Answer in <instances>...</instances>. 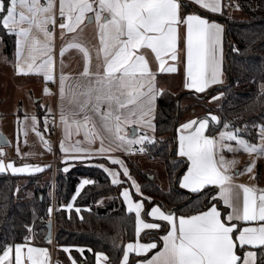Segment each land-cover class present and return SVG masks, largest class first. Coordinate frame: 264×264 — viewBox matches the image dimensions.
<instances>
[{
	"label": "snow or ice",
	"instance_id": "1",
	"mask_svg": "<svg viewBox=\"0 0 264 264\" xmlns=\"http://www.w3.org/2000/svg\"><path fill=\"white\" fill-rule=\"evenodd\" d=\"M200 8L212 13H220V0H192ZM27 6L31 16H25L23 13L17 15V4ZM96 0H60L59 11L63 17L60 24L61 29H66L69 33L75 32L86 19L91 23L88 13H94L95 22L100 31L101 48L97 53L103 55V72L99 71L100 65H97V71H90V53L87 48L76 41H70L60 50L61 57L69 49H77L83 53L84 67L80 74L86 78L82 83L77 82L75 86L69 84L67 92L65 91V82L69 77L63 73L60 75V94L63 100L67 95L69 103L74 104L79 110L65 113L63 106L61 108L60 119L65 125H68V116L83 115V126L87 128L88 121L91 119L88 111L94 112L100 118V126L108 134L109 143L115 144L116 149L124 148L126 152H131V146L134 144L155 143L147 135L139 138H127L121 135L123 124H143L148 128L154 129L150 117L155 108L157 97L163 95V90L155 85V76L152 73L147 60L143 55H139L141 48H148L155 54L160 62V72H176V67L164 66L162 56H170L173 61L178 59V39L179 28H186L185 47H186V81L185 87L194 89L196 92H204L210 85L220 84L221 63H222V34L223 26L215 21L202 17L200 14L192 13L181 16L180 11L184 5L182 0H98L97 6L93 4ZM53 9L52 0L47 4L39 5L38 0H0V21L2 26L9 32L17 36V63L16 70L18 74H43L44 80L55 82L53 75V58L50 55L52 49L47 39L51 36L45 25L55 20L51 15L43 16L45 13H51ZM107 13V16L103 14ZM43 18H40L42 17ZM27 23L28 29H16V25ZM35 26L43 32L46 42L40 43L37 39L31 37V27ZM27 49L28 58H24V51ZM239 51L238 49H234ZM46 57L36 63L34 53ZM24 61L22 66L21 61ZM26 69V70H25ZM77 89H80L77 91ZM45 94H49L45 89ZM222 95V93H221ZM213 96L211 99H218ZM102 105L106 107L102 110ZM27 118V117H26ZM45 119V128L47 129V117ZM32 127L36 130L37 117L32 116ZM211 121L220 123L219 118L211 116ZM72 123L79 125L80 121L73 120ZM209 125V119L191 120L180 126L183 134L179 135V151L181 157H187L190 162L186 173L183 175L180 186L192 192H200L208 186H213L218 191L214 192L210 199L213 201H222L223 205L231 209L228 213L222 211L211 204L206 210L190 216H180L177 218L174 213L168 210H161V206H154L147 215L154 220L166 221L171 225V230L162 236V248L155 252L150 258L138 262V264H257V255L255 251H244L243 255L237 254V242L241 249L245 245L250 248L264 249V190H257L238 185L233 186L231 176L227 175L228 162L220 156L217 161L218 150L227 147L233 151L230 145H222L225 139L235 141L239 148L248 153H257L264 155V145H251L246 140L234 135L232 132L219 133L218 138L205 135V130ZM229 124L225 123L224 128ZM237 132L239 129L236 130ZM39 137L41 133L36 131ZM86 131L85 138L92 142V139L99 138L101 147L98 153L104 154L114 149L104 147V137H98L95 134V125L91 134ZM260 137L264 140V126L260 128ZM47 145L48 141L42 140ZM8 141L0 137V145H7ZM79 144V142H77ZM126 146V147H125ZM51 151V148H47ZM60 150L63 153L74 152L80 155L74 159H90L92 153L78 146L66 148L61 142ZM239 150V149H237ZM143 152L144 148L141 147ZM19 154V149L17 148ZM2 147H0V156H3ZM109 163L119 165L123 170V175L131 179L129 170L122 160L109 157ZM103 167V166H102ZM10 170L15 174H31L43 171L41 166L25 164L17 167L13 162L4 164L0 161V173ZM111 177L114 185L122 184L119 174L108 167L103 168ZM68 171L67 168L64 169ZM251 171V167L247 168ZM92 183L84 180L83 185ZM131 187L135 193L142 195L140 186L132 180ZM242 191V206L240 205V191ZM79 194V190L77 192ZM128 212L135 213L136 235L135 243H128L123 249V258L121 264H128L129 253L135 252L138 256L147 254L149 251L157 248L156 242L141 243L140 233L143 229H159V223L145 222L141 219V210L144 205L140 201H133L129 190L125 188L121 193ZM69 209L71 205L67 206ZM80 210L77 209V212ZM49 215L52 209L48 210ZM233 221L259 222L258 226L238 227ZM51 229V221L48 224ZM50 242V237H49ZM25 245H15V264H22V249ZM13 249L6 247L3 254L0 255V264H12L10 258ZM42 248H27V259L31 264H39V261L33 259V253H44ZM68 251V249H65ZM83 253V249H78ZM90 251V249H89ZM97 264L101 260L107 261V257L102 253H96ZM73 264H76L73 261Z\"/></svg>",
	"mask_w": 264,
	"mask_h": 264
},
{
	"label": "trees",
	"instance_id": "2",
	"mask_svg": "<svg viewBox=\"0 0 264 264\" xmlns=\"http://www.w3.org/2000/svg\"><path fill=\"white\" fill-rule=\"evenodd\" d=\"M183 4L187 5L184 10L191 9L187 3ZM239 7L243 18L223 17L227 23L225 69L229 84L214 88L209 95L186 93L177 96L163 91L157 99L156 140L146 144L144 152L165 163L169 179L172 183L174 181L176 188L165 192L146 173L134 171L143 180L142 192L152 199H142L146 206L161 202L181 216L198 213L211 204H218L224 209L219 202L210 199L216 192L214 188L208 187L196 193L177 188L178 179L187 167L186 161L179 159L175 150L177 131L174 125L179 97V119L186 113L196 114L199 119L215 115L220 123H210V134L227 123L229 129H239L238 132L250 142L259 138L256 129L264 126V90L260 88L264 83V0H239ZM0 39L6 56L13 59L16 35L9 34L1 21ZM213 96L219 98L213 100ZM183 100H187L186 106L182 105ZM62 167L59 163L54 191L51 165L40 174L27 177V184L34 186L31 197L26 196L27 186L19 185L24 177L0 173V255L6 247L26 241L48 244L44 240L46 225L53 213L49 215L48 210L51 208L53 211L54 208L52 223L56 247L82 248V255L72 250L75 259L82 264H95L98 252L106 254L109 264H120L125 244L136 239V218L128 212L120 196L122 185L112 184L107 173L95 165L78 163L67 172ZM46 174L50 175L49 181L41 184L38 179ZM83 179L92 183L84 187L75 199L74 209L68 213L65 208ZM20 190L25 195L23 200H17ZM258 253V264H264V251L258 249ZM60 255L64 256V252L60 251ZM134 260L135 257L129 264H133Z\"/></svg>",
	"mask_w": 264,
	"mask_h": 264
},
{
	"label": "crops",
	"instance_id": "3",
	"mask_svg": "<svg viewBox=\"0 0 264 264\" xmlns=\"http://www.w3.org/2000/svg\"><path fill=\"white\" fill-rule=\"evenodd\" d=\"M41 2L43 5H45L46 0H41ZM182 2L183 3L185 2L188 5H190L191 9H188L186 11V10H184V7H182L181 11H180L181 16H184L186 14L196 13V14H200L202 17L209 19L210 21H215V22H217L223 26V29H224L223 34H222L223 56H222V63H221V73H222L221 80H222V83L210 85L204 92H196L194 89H189V88L185 87V81H186L185 34H186V28L184 26H180V28H179L178 51H177L178 59L176 61H173L170 58V56H162L165 68L174 66L177 69L176 72H171V73L170 72H160V70H159L160 62L156 59V56L151 51V49H148L146 47L141 48L138 51V54L143 55L145 57V59L147 60L148 65H149L152 73L155 76V85L158 89H162L163 91H170L173 94H176L179 96L186 94V93H194L197 95H201V94L209 95L210 92L214 88L223 86V85L228 83L229 78H228V75H227L226 69H225V59H226V53H227L226 44H225V41H226V22H225L223 17L236 18L237 16H239L238 14H236L237 11L239 13L241 12L240 7H239V0H220V7H221L220 13H212L210 11L202 9L198 5L193 3L192 0H182ZM52 4L54 5V13H55L54 20H55L57 13H59V15H60V11H59L60 0H52ZM97 4H98V0H96V3L93 4V7L95 8L97 6ZM26 11H29V10H26ZM22 13L25 16H27L25 13V10ZM241 14H242V12H241ZM103 15L107 16V13H104ZM30 16H31V14H30ZM87 16L91 19L92 22L89 23L88 20L86 19V21L83 24H81L76 29L75 32L69 33L66 29H61L60 25L56 26V23L52 25V27H54L55 32H56V35H55L56 44H57V41L59 44L58 45V49H59L58 55H59L60 60H62V63H61V66H58V68L56 69L57 73L54 76L55 82H53V81H47L46 82V86H47L48 82L52 83V85H55L56 86V92L53 93V91H51L48 87H46V89L48 90V93H49V94H47L48 97H45V98L42 97V98H39L37 101H35L36 103H38L37 108L35 110V115L38 116L41 120H43V118L47 114L51 115L52 111L55 114V116L57 118V150H58V155L61 159V161L59 163L63 165V167H62L63 170L65 168H67L69 170L76 163L77 164L82 163L85 165H95V166H98L102 169L104 167H108V168L112 169L113 171H115L119 174V179L121 181H123L122 184H117V185H122V188L120 190V196H121L122 200H123V197H122L121 193L125 188H127L133 197V201L134 202L140 201L144 205L143 209L141 210V219H143L145 222L159 223L161 225V227L159 229H143L141 231L140 237H139L140 242L141 243L156 242L157 248L149 251L147 254H143V255H139V256L135 252H130L128 264L131 262L133 257L136 258V260H134L133 264H138V262L144 261V260L150 258L153 254H155V252L159 251L162 248L163 240L161 239V237L166 235L167 232L169 230H171V227H172L171 225L167 224L166 221L154 220L151 216L147 215V213H149L154 206L159 205V206H161V210H168V211H171L172 213H174L175 217L177 218V221H176L177 227H178V223H179L178 218L181 215H177L173 211V208L169 209V208L164 207L161 202H154V203L146 206L144 201L142 200V195L136 194L135 189L131 187L132 180H134L140 186L141 192H142V182H141L142 178L139 177L138 174H135L134 171H142V168L144 167L145 162L147 163V162L153 160V158H151L144 151L143 152L140 151L141 147L144 148V146L146 144H149L147 141H145L143 144L132 145L131 146V149H132L131 152H126L124 150V148L116 149L115 144L110 145L109 139L107 138L108 134L106 132H104L103 129L101 128L99 116L90 110L87 113L89 115V117L91 118L88 121L87 128H85L83 126V115H84V113H80L79 115H76V116L69 115L68 116V125H65L61 122L60 115H61L62 106H63L65 113H69L72 111H76V112L79 111L74 104L69 103V98L67 95L65 96V98L63 100L61 99L60 82H59L61 73H63L65 76L69 77V79L66 80V82H65V91L66 92H67L69 84L75 86L78 81L82 83L86 79V78L81 77V75H80L82 73L83 67H84L83 53H81L79 50L73 48V49L67 50L64 53V56L61 57V55H60L61 48L66 46L70 41L73 40V37H75L76 41L78 43H80L81 45H83L85 48H87L89 50L90 57H91L90 71L96 72L98 70L97 65H100L99 71L101 73L103 72V55L100 54L99 58H97V53H98L99 49L101 48L100 31H99V28L95 22L94 13H88ZM52 27L49 26V32L51 31ZM23 28L28 29L29 25L26 24L23 26ZM16 29L19 30L18 28H16ZM35 29H36L35 26L31 27V37L33 36ZM43 38L45 39V36H43ZM17 39L18 38L16 36V41H17ZM16 51H17V44H16V50H15L14 58L11 59L12 64L15 63V61H17ZM59 58H58V64H59ZM13 74L18 76V74H15V73H13ZM19 76H22V75L19 74ZM79 90L80 89H77V91H79ZM261 90H264V89H261ZM157 99H158V97H157ZM157 99L155 101V108H154L153 113L151 114L150 117H147V119H150L151 123L154 125V129L148 128V127L144 126L142 123L139 125H137V124H123L122 123L121 135H124L127 138H139L140 136L147 135L148 137H150L151 139H153L155 141L156 140V136H155V115H156ZM101 107L103 110V108L106 106L102 105ZM201 119H204V118H201ZM207 119H209V125H208L207 129L205 130L204 134L208 135V136H212L214 138H217V133L222 128L216 130L213 134H210L209 133L210 123H215V122L211 121V116H210V118H207ZM73 120L80 121V124L77 125V124L72 123ZM191 120H200V119L197 117L196 114L190 113L189 118H188V116H186V117H183V119L182 118L179 119L178 126L176 129L177 135H176L175 150H176L178 158L184 159L186 161L187 167L190 163L187 160V157H181L178 154V151H179V135L183 134V130L180 128V126L184 123L191 121ZM93 125H95V134L98 137H104V147L105 148L111 147L114 149L113 151L106 152L104 154H100L97 152V150L101 147L100 139L99 138L92 139V142L90 143L89 140L85 138V133H86V131H88L90 133L89 138L91 139V134L93 131ZM133 128L136 130V133L132 136L131 129H133ZM61 142L64 143V146L66 148H72V147L78 146L80 148L88 150L89 152L92 153L91 158L90 159H74L73 157L80 155V154L74 153V152H68V153L61 152V150H60ZM77 142H79V144H77ZM219 150H221V149H219ZM219 150H218V154L216 156L217 161H219V157L221 156V154L219 153ZM109 157L122 160L124 162L125 166L129 170V174H130L131 179H129L123 175V170L121 169V167L119 165H112L111 163H109ZM3 163L7 164L9 162H3ZM251 163L252 164L250 167L252 168V171L248 172V178H246L244 180L235 178L232 175L230 170H227L226 174L231 176V182L230 183L233 186L244 185V186L252 187V188L257 190V193H259L260 190H264V155H257L255 158H253ZM14 164L17 167L22 166V165H18L16 163H14ZM48 166H50L49 161L47 162V165H41V167H43V171ZM187 167H186L185 171L183 172V174L178 179L179 188L185 192L196 193V192H192L188 189L182 188L180 186V181H181L183 175L186 173ZM58 169H59V164H58ZM43 171L34 172L31 174L25 173V174H15V175L24 177V179L19 184V185H21L25 182V180H27L26 179L27 177L40 174ZM2 173L13 174L10 170H7V169ZM238 173H240V172H238ZM152 177L155 180V176L153 175ZM109 178L111 180L110 176H109ZM84 180H87V179H83L79 183V185L77 186L76 194L69 204V205H71L70 210L74 209V202H75L76 197L81 193V191L84 189V187L88 185V184L83 185ZM52 184H53L52 189L54 191L55 183L52 182ZM26 186H27V194H26L27 197L33 196L34 186L28 185V184ZM208 187L214 188L213 186H208ZM208 187H206V188H208ZM78 190H79V194H77ZM168 191H170V190H168ZM216 191H218V190L216 189ZM237 191H240V197H241L240 198V205L242 206V191L239 189H237ZM143 198H145V197H143ZM123 202H124V200H123ZM219 203L224 207V209H221L218 206V204H216V206L222 211V213H228L231 211V209H229L223 205L222 201H219ZM124 204H125V202H124ZM125 206L127 208L126 204H125ZM66 208H68V207H66ZM53 210H54V208H53ZM132 213L135 215L134 212H132ZM198 213H195V214H198ZM195 214H192V215H195ZM233 222L236 223L238 225V227L258 226V223H259V222L245 223L242 221H233ZM162 227L165 228L164 231L161 230ZM137 239L138 238L136 235V239L134 241L127 242L125 244V246L128 243H135L137 241ZM19 244L25 245V247L22 249V264H31V262L28 261V259H27V255H28L27 248L28 247L42 248V249L46 250L44 253H40V254L33 253V259L39 261V264H54V261H56V260L59 261L60 264H67V262H69V264H73V261H75L76 264H82L75 259L74 255H73V251H72V250H75L79 254L82 255L83 253L78 251V249H82V248H70V247L58 248V247H56V245L53 248L49 244L40 245V244H34L31 241H26V242L19 243ZM15 245H17V244L9 246V247H12V249H13L11 256H10V258L12 260V264H15ZM65 249H68V251H65ZM258 249H261V248H250L247 245H245L243 247V249H241L238 245V242H237L236 251H237L238 255L242 256L244 251H249V250L255 251L258 253ZM262 250L264 251V249H262ZM60 251L64 252V256L60 255ZM98 253H102V252H98ZM102 254L104 256H106V254H104V253H102ZM258 257H259V253L257 255V264H258ZM122 258H123V256H122ZM121 261H122V259H121ZM95 264H97L96 255H95ZM100 264H109L108 259H107V261L101 260ZM120 264H121V262H120Z\"/></svg>",
	"mask_w": 264,
	"mask_h": 264
},
{
	"label": "rangeland",
	"instance_id": "4",
	"mask_svg": "<svg viewBox=\"0 0 264 264\" xmlns=\"http://www.w3.org/2000/svg\"><path fill=\"white\" fill-rule=\"evenodd\" d=\"M47 2L48 0H46L45 4H47ZM31 3L32 0H28V4ZM38 4L43 5L41 0H38ZM23 9L25 10L26 15L30 17L31 13L29 11H26L28 10V7L21 6L19 3L17 4L16 9L17 15L22 13L24 11ZM236 14H238L239 16L234 19L243 18L241 12L239 13L237 11ZM48 15H51L54 18V5L51 13L43 14V16ZM57 15H59V13H57ZM43 16L40 18H43ZM26 24L27 23L18 24L15 27L20 29L23 28V26ZM52 25V23H49L45 25V27L49 30V26L52 27ZM50 33L51 36L47 39V42L50 44V47L52 49L50 55L53 58V75L55 76V74L57 73L56 69L58 68V66H61L62 60H60L58 55L59 44L58 41L56 44V32L54 27L51 28ZM43 36V32L36 28L32 37L37 39L42 44L46 42V38L44 39ZM34 55L36 56V63H39L40 60L46 58L40 55L38 52L34 53ZM24 58H28L27 49H25L24 51ZM16 63L17 61L12 64L11 60H9V58L6 56L4 51V43L0 39V134L3 135L8 141L7 145L0 146L2 147L4 153L3 156H0V160L3 162H13L22 166L25 164L33 166L47 165V162L52 160L55 155L54 138L51 135V129L55 124V114L52 111L51 115L47 114L45 116L47 117V129L45 128V117L43 118V120H41L38 116L35 115V110L38 104L35 101L42 97H48V95L45 94V89L47 87L46 81L44 80L43 74L37 75L34 73H30L27 75L21 74L22 76H19L16 70ZM21 63L23 66L24 61L22 60ZM13 73L18 74V76L14 75ZM260 88L264 89V83L260 85ZM187 103V100H183L182 105L186 106ZM200 113L201 112H198V114ZM32 116L37 117V126L35 131L32 127ZM186 116H188L189 118L190 113L184 114L181 118L183 119V117ZM36 131H39L41 133V136L38 137L36 135ZM221 131L232 132L234 135H237L240 138L246 140L251 145H264V140H262L260 137V127L256 130V133L259 135V138L256 142H250L240 133L229 128H222L217 133V138L219 137V133ZM42 140L48 141V144L45 145ZM55 142L57 144V138ZM221 144L230 145L233 149V151H229L227 147H222L220 148L221 150H219V153L224 157L225 162H228V170H230L232 175L237 179L244 180L248 178L249 171H247V168L251 166L253 158H255L259 154L248 153L244 151L242 148H239L235 141H229L225 139L221 142ZM48 147L51 148V151L47 150ZM17 148L19 149V154L17 153ZM142 171L146 173L148 177L154 175L155 182L161 190L168 192V190L176 188L174 181L172 183L167 176L168 174L166 172L165 163L162 160L153 159L147 163L145 162ZM51 177L52 182L55 183L53 172ZM49 178L50 175L46 174L45 177L38 180H41V184H45L49 181ZM141 182L143 183V180H141ZM27 183L28 181L25 180V182L20 186L25 187ZM177 184V188H179V181ZM19 193L17 195V200H23V196H25L24 193H22L21 190L19 191ZM143 197H145L147 201L152 200L151 197L147 196V193H145L144 191L142 192V199ZM65 209L68 213L70 212L69 208ZM161 230L164 231L165 228L162 227Z\"/></svg>",
	"mask_w": 264,
	"mask_h": 264
},
{
	"label": "built area",
	"instance_id": "5",
	"mask_svg": "<svg viewBox=\"0 0 264 264\" xmlns=\"http://www.w3.org/2000/svg\"><path fill=\"white\" fill-rule=\"evenodd\" d=\"M63 22V17L59 16V15H56V19H55V23H56V26L57 25H60L61 23ZM47 87L53 91V93L56 92V86L55 85H52V83L48 82L47 83ZM51 135L52 137L54 138V148H55V155L54 157L52 158V160L49 161V164L52 166V172H53V175H54V180H55V174L57 173V170H58V164L59 162L61 161L59 155H58V150H57V144L55 142L56 138H57V118L55 116V124L54 126L52 127L51 129ZM52 215L50 216V221L51 222H54V210L52 211ZM51 247H55V241H54V233H53V237L52 239L50 240V242L48 241L47 242ZM54 264H60L59 261H54Z\"/></svg>",
	"mask_w": 264,
	"mask_h": 264
},
{
	"label": "water",
	"instance_id": "6",
	"mask_svg": "<svg viewBox=\"0 0 264 264\" xmlns=\"http://www.w3.org/2000/svg\"><path fill=\"white\" fill-rule=\"evenodd\" d=\"M226 27H227V23H226ZM229 84V82L227 83V84H225V85H228ZM224 86V85H223ZM214 90V89H213ZM212 90V91H213ZM211 91V92H212ZM210 92V93H211ZM179 110H180V97L178 98V100H177V110H176V121H175V125H174V129L176 130L177 129V126H178V122H179ZM131 134H132V136L136 133V130L133 128V129H131ZM0 137H3L5 140H6V138L3 136V135H1L0 134ZM0 146H2V145H0ZM178 176L179 175H177V177H176V179H175V183H176V181H177V178H178ZM149 179H153V177L152 176H150L149 177ZM48 224L49 223H47V225H46V228H47V234H46V236H45V238H44V240H45V242H48L49 241V237H50V240L52 239V237H53V232H54V228H53V223L51 222V229H50V231H49V228H48Z\"/></svg>",
	"mask_w": 264,
	"mask_h": 264
}]
</instances>
